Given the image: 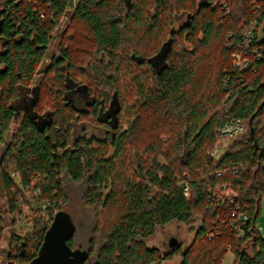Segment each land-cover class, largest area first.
Returning a JSON list of instances; mask_svg holds the SVG:
<instances>
[{
  "label": "trees",
  "instance_id": "1",
  "mask_svg": "<svg viewBox=\"0 0 264 264\" xmlns=\"http://www.w3.org/2000/svg\"><path fill=\"white\" fill-rule=\"evenodd\" d=\"M256 1L260 10L250 0H78L75 6V0H0V148L16 118L13 103L32 86L67 8L75 9L27 108L30 117L0 165L5 209L15 223L29 206L26 193L48 202L47 218L33 217L26 236L11 238L8 264H31L38 256L67 203L66 182L82 186L81 203L93 211L87 247L69 242L88 251L87 264H162L176 257L179 264H222L228 247L234 264H264V238L256 230L264 197V60L255 71L232 66L244 26L264 27V0ZM182 14L190 19L175 29ZM123 76L131 77L126 93ZM76 85L93 98L87 110L67 98ZM113 103L111 123L104 115ZM46 114L50 121L41 127L37 120ZM230 119L244 122L245 132L215 167L217 129ZM86 124L105 130V140L84 131L75 137ZM186 176L189 197L180 186ZM219 184L249 216L243 240L220 223L222 210L209 200ZM174 222L194 231L188 249L164 255L150 248L157 229ZM2 239L0 228V263Z\"/></svg>",
  "mask_w": 264,
  "mask_h": 264
},
{
  "label": "rangeland",
  "instance_id": "2",
  "mask_svg": "<svg viewBox=\"0 0 264 264\" xmlns=\"http://www.w3.org/2000/svg\"><path fill=\"white\" fill-rule=\"evenodd\" d=\"M78 2V0H75V4ZM74 6H69L63 15V18L61 20L60 26H59V31L56 34L52 44L50 45L49 50L44 54L43 60L37 69L38 72L35 76V80L32 84V86L29 89H26V92L24 93L22 89L21 90V101H15L13 103V106L17 109L16 112V118L14 123L9 128V131L6 135L5 141L2 144L0 148V165L3 162V158L6 154V150L9 146V144L13 141L15 134L18 131V128L23 120V115H24V110L25 106L24 105H31L34 100L37 97V84L39 81H41L42 77L45 75L47 68L49 67L52 59L54 56H57L58 54V46L61 41L62 35L67 29L71 26L73 22V15L75 13ZM183 21H185V17L181 16L176 20V28L180 27V25L183 24ZM189 47V45L187 44ZM145 71L148 70V68L144 69ZM147 77V76H146ZM145 77V82L148 84V81ZM130 76H123L122 84L124 86L123 92H127V86L130 81ZM109 88H107L108 92ZM68 99L72 102V104L80 110H86L87 104L91 101L88 94L86 91L77 92V93H69L67 95ZM22 104V107H21ZM23 112V115H21ZM133 111H127L124 112L122 117L125 119L123 120L122 123V128L126 129L128 127V122H129V114L131 115ZM110 116L116 121V109H115V104L113 103L110 107ZM49 119L48 116L45 118L40 117L38 124L39 126H43L46 121ZM86 132L88 136H95L96 138H99L100 140L104 139V131H99L95 127H91V125H81L77 127L74 131V136L77 137L83 132ZM164 136V135H163ZM162 136V137H163ZM247 137V134H245L242 138H240L239 141L243 140L244 138ZM165 142L167 141V138H163ZM113 149H109L110 154ZM67 183V203L63 206V211H65L71 218V220L74 222V224L77 227V231L73 237L74 241H76V245H82L83 247H87L89 238L92 235V229L95 225L94 222V215L93 211L90 208L84 207L81 203V189L82 186L75 185V184H68ZM27 197H29V206L24 207L23 215L26 217V219H22L14 222L10 215L6 212L5 209V198H4V191L2 188L1 184V178H0V228H2V244H1V250H2V257L3 263H5L6 260V253L9 248V245L11 246V238L13 236H20L24 237L26 234H28L32 228H33V217L35 216H42L43 218H47V215L45 212L42 211L43 208L47 205L46 201L42 202H34L32 199V195L30 193H26ZM261 202V212L258 220H257V230L261 232V235L264 237V197L262 198ZM31 207V210L29 208ZM38 208V210H37ZM41 208V209H39ZM47 208V207H46ZM33 209V210H32ZM43 212V213H42ZM198 226V224L196 225ZM171 238H177L178 239V244L181 249V251H185L188 249V247L191 245L193 239H194V231L187 227L186 225H182L179 223H172L163 227H159L157 229L156 235H154L152 238H150L147 241V244L150 248H158L162 254L166 255L169 254L172 251V248L170 247V240ZM72 239V240H73ZM180 257L174 258L172 261H164L162 264H179L180 262ZM87 264V263H86ZM88 264H92L91 262ZM222 264H234V255L229 252L227 254L222 262Z\"/></svg>",
  "mask_w": 264,
  "mask_h": 264
},
{
  "label": "built area",
  "instance_id": "3",
  "mask_svg": "<svg viewBox=\"0 0 264 264\" xmlns=\"http://www.w3.org/2000/svg\"><path fill=\"white\" fill-rule=\"evenodd\" d=\"M250 1L252 2V5L256 6L257 10H260L258 1ZM222 6L224 15H229L230 7L227 6V4ZM261 29V26H259L256 21H251L249 24L244 26L242 43H240L236 47L237 49L232 53V66L235 71L246 72L251 69L255 71L257 63L264 60V34L261 37ZM224 82L225 85H228L229 78L227 77ZM245 128L246 125L241 120L230 119L217 129V142L214 149L210 152V156L214 160L215 167H217L221 161L225 159V156L230 152V146H232L233 143L244 134ZM225 172V168L218 169L215 174L217 177H223ZM235 172L238 171L235 170ZM13 176L15 177V173ZM189 179L190 178L186 176L184 180L180 181V186L186 197H189L191 194ZM228 188L229 187L225 184H219L215 188H210L208 191L210 196L208 195V197L215 208L222 210L220 223L225 225L227 230L231 231L237 240H243L246 238L249 216L242 210V207L237 202L236 195ZM38 193V191L34 192L35 195H38ZM47 205L42 209V211L46 210ZM22 217L23 219H26L23 215V211L22 214L20 213V215H17L16 221L19 222ZM257 231L261 235V232L259 230ZM214 235H216V233L210 235L209 238L211 239ZM228 250L232 253L231 247H228ZM3 259L4 258L1 256V263L3 262ZM3 264H8V262L5 260V263Z\"/></svg>",
  "mask_w": 264,
  "mask_h": 264
},
{
  "label": "water",
  "instance_id": "4",
  "mask_svg": "<svg viewBox=\"0 0 264 264\" xmlns=\"http://www.w3.org/2000/svg\"><path fill=\"white\" fill-rule=\"evenodd\" d=\"M261 32L262 37L264 27ZM76 231L77 227L70 216L63 210L57 211L45 234L40 252L31 264H86L89 259L88 251L72 249L69 245ZM170 247L173 251L178 249L177 238H171Z\"/></svg>",
  "mask_w": 264,
  "mask_h": 264
},
{
  "label": "flooded vegetation",
  "instance_id": "5",
  "mask_svg": "<svg viewBox=\"0 0 264 264\" xmlns=\"http://www.w3.org/2000/svg\"><path fill=\"white\" fill-rule=\"evenodd\" d=\"M183 16L185 17V21H183V24L180 25V27H181V26L183 27V26L185 25L186 21L190 19V16H189V15L182 14V17H183ZM179 17H181V16H179ZM179 17H177V19H178ZM180 27H178V28H180ZM178 28H176V25H175V29H178ZM38 83H40V81H39ZM38 86H39V84H37V90H36V92H38ZM82 91H85L84 88H81V86L79 87V86L76 85V86H73V89H72L71 91H69V92L67 93V95H68L69 93H71V92H73V93L80 92V93H81ZM23 92L25 93V92H26V89H24ZM86 93H87V92H86ZM88 96H89V98H90L91 101L87 104V106H86V107H87L86 110L89 108V106L92 104V101H93V98H91L90 95H88ZM67 98H68V97H67ZM68 100H69V99H68ZM69 101H70V100H69ZM70 103H72V102L70 101ZM72 105H73V104H72ZM24 106H25V110L23 111V112H24V115H23V112H22V114H21V115H23V117H22L23 120H24L26 117H30V116H29V113H27V108L29 107V105H24ZM73 106H74V105H73ZM21 107H22V104H21ZM74 107H75V106H74ZM79 110H80V109H79ZM46 116H48L49 119L46 121L45 124H47V123L50 121V118H51V117H50V114H46V115H44L43 118H45ZM39 119H40V118H38L37 122L39 121ZM23 120H22V121H23ZM104 120H107L108 122L110 121L111 123H114V120L111 118V116H110L109 113L104 115ZM115 122H116V121H115ZM45 124H44L43 126H45ZM86 125H90V124H86ZM91 127H94V126L91 125ZM97 129H98V128H97ZM98 130H99V131H104V139H103V140H105V138H106V136H107V135H106V131H105V130H101V129H98ZM90 137H95V136H90ZM98 139H99V138H98ZM103 140H102V141H103ZM176 250L178 251V250H181V249L178 248V249H176ZM176 250H175V251H176ZM171 252H173V249H172ZM171 252H170V253H171Z\"/></svg>",
  "mask_w": 264,
  "mask_h": 264
},
{
  "label": "crops",
  "instance_id": "6",
  "mask_svg": "<svg viewBox=\"0 0 264 264\" xmlns=\"http://www.w3.org/2000/svg\"><path fill=\"white\" fill-rule=\"evenodd\" d=\"M154 264H159V263H154Z\"/></svg>",
  "mask_w": 264,
  "mask_h": 264
}]
</instances>
